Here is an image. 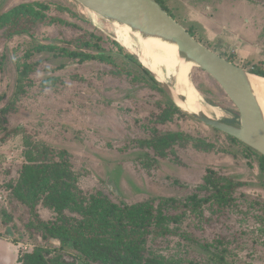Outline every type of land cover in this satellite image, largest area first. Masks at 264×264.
Listing matches in <instances>:
<instances>
[{
    "label": "rangeland",
    "instance_id": "1",
    "mask_svg": "<svg viewBox=\"0 0 264 264\" xmlns=\"http://www.w3.org/2000/svg\"><path fill=\"white\" fill-rule=\"evenodd\" d=\"M159 1L200 43L249 72L264 70V0ZM22 3L57 21L35 25L32 36L0 37V264H20L23 252L46 244L41 231L29 225L32 219L56 218L44 198L31 208L18 202L7 186L18 179L25 162L24 133L66 152L63 157L86 196L126 204L148 201L156 207L159 198L187 201L194 193L205 197L207 192L197 186L206 179L207 169L221 182H236L226 207L205 202L195 211L185 210L179 223H168L209 249L174 236L151 242L152 251L169 264H264V173L257 155L195 117L175 113L173 101L141 78L135 63L112 42L111 22L100 17L94 24L89 10L75 0H0V12ZM90 33L109 38L103 48L124 69L117 73L97 61L57 58L59 50H36L49 44L72 49L67 40L85 34L90 38ZM190 79L206 101L221 108V120L239 122L236 107L209 74L195 67ZM164 111L170 118L163 120ZM18 124L22 133L6 139L3 126L13 129ZM177 131L194 140H178L160 151L140 143ZM181 212L175 207L165 210L169 215ZM56 253L85 264L73 249Z\"/></svg>",
    "mask_w": 264,
    "mask_h": 264
},
{
    "label": "trees",
    "instance_id": "2",
    "mask_svg": "<svg viewBox=\"0 0 264 264\" xmlns=\"http://www.w3.org/2000/svg\"><path fill=\"white\" fill-rule=\"evenodd\" d=\"M156 1L166 10L159 0ZM45 21L57 20L26 4H16L0 12V30H2L0 37L32 36L33 27ZM85 35L67 40V43L73 46L72 49L69 47L55 49V45L49 44L38 45L36 50H59V53L55 55L57 58L66 56L77 59L78 62L93 60L101 65L110 66L111 70L117 73L124 69L115 62L112 54L103 48L102 44L109 42L105 34L90 33V38ZM112 42L118 45L125 57L135 63L141 78L148 79L154 88L164 92L158 82L131 53L126 51L120 43L114 40ZM251 72L264 77V70L261 68H252ZM19 73L24 74V70ZM196 89L203 93L201 88ZM207 102L215 104L209 98ZM170 107L175 113L187 116L174 103H171ZM170 116L169 111H164L162 118L166 120ZM2 130L7 139L22 133L23 128L18 124L13 129L3 126ZM227 136L230 140L243 144L245 149L254 152L257 155L259 167L264 173V156L236 138ZM184 139L194 140L191 136L177 131L141 140L140 143L151 147L152 150L160 151ZM196 141L204 146H213L212 142L203 139ZM24 144L25 162L21 166L19 177L7 186L18 202L31 208L44 198V202L56 213V218L54 220L38 218L39 220L36 221L34 218L30 223L29 220L25 223L39 229L41 238L46 244L36 245L31 251L23 252L18 258L20 264H76L73 260H68L66 254L56 253L57 250L66 251L67 249H73L85 264H169V260L152 251L151 242L158 238L176 236L183 241L196 243L199 247L207 249L206 243L199 242L193 235L180 232L177 227L171 229L168 223H179L185 210L195 211L205 202H211L218 208L226 207L231 203L232 187L236 183L228 178L221 182L222 180L214 170L207 169L206 179L203 184L197 186L199 190L207 192L205 197L194 193L188 197L187 201L159 198L156 207L148 201L136 204L117 203L105 196L84 195L74 170L70 167L68 160L63 157L66 154L65 151L57 152L50 145H42L32 140V137L26 133H24ZM170 207L180 209L181 214L165 213V210ZM67 211L74 214H69ZM211 254L214 259L223 261L219 255L213 252Z\"/></svg>",
    "mask_w": 264,
    "mask_h": 264
},
{
    "label": "water",
    "instance_id": "3",
    "mask_svg": "<svg viewBox=\"0 0 264 264\" xmlns=\"http://www.w3.org/2000/svg\"><path fill=\"white\" fill-rule=\"evenodd\" d=\"M75 1L112 24L116 22L129 26L145 36L161 38L174 43L183 60L192 63L193 68L205 71L224 90L236 107L239 116L237 124L211 118L201 111L189 112L181 108L177 103V99L181 97H176L170 86L146 67L136 53L124 48L152 75L164 93L180 110L195 117L206 126L236 138L264 156V109L250 81L251 75L258 77L259 75L247 71L200 43L156 0ZM189 80L191 82L190 72ZM8 232L10 233L9 229Z\"/></svg>",
    "mask_w": 264,
    "mask_h": 264
},
{
    "label": "bare ground",
    "instance_id": "4",
    "mask_svg": "<svg viewBox=\"0 0 264 264\" xmlns=\"http://www.w3.org/2000/svg\"><path fill=\"white\" fill-rule=\"evenodd\" d=\"M82 10V9H81ZM94 24H99L100 16L88 11ZM115 39L123 47L139 56V60L156 76L170 86L178 105L189 112H203L211 118L221 119V108L209 104L189 80L192 63L186 62L178 53L174 43L161 38L145 36L129 26L113 23ZM250 81L264 109V78L251 75Z\"/></svg>",
    "mask_w": 264,
    "mask_h": 264
}]
</instances>
